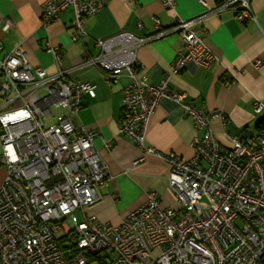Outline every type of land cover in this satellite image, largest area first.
I'll return each instance as SVG.
<instances>
[{
    "label": "built area",
    "instance_id": "built-area-1",
    "mask_svg": "<svg viewBox=\"0 0 264 264\" xmlns=\"http://www.w3.org/2000/svg\"><path fill=\"white\" fill-rule=\"evenodd\" d=\"M162 1L175 12L172 30L183 47L159 82L138 75L137 51L171 29L148 37L123 30L99 38V52L84 60L108 78L129 73L121 129L139 145L162 98L187 99L185 91L169 86L171 74L192 60L210 66L216 59L193 19L177 12L178 0ZM104 6V0H45L42 25L71 7L78 40L86 34L85 16ZM229 7L241 20L254 17L251 0H227L216 11ZM9 26L6 21L3 28ZM82 93L95 95L96 85L69 79L62 69L34 66L21 47L0 60V159L7 167L0 186V264H264V134L236 135L227 146L210 124L218 117L225 125V113L185 103L198 132L191 143L195 154L188 160L161 154L170 165L175 204L164 205L151 191L120 222L102 221L87 209L109 175L95 133L77 128L72 119ZM255 109L264 111V103L258 100Z\"/></svg>",
    "mask_w": 264,
    "mask_h": 264
},
{
    "label": "crops",
    "instance_id": "crops-1",
    "mask_svg": "<svg viewBox=\"0 0 264 264\" xmlns=\"http://www.w3.org/2000/svg\"><path fill=\"white\" fill-rule=\"evenodd\" d=\"M104 1L99 13L85 16L86 34L74 40L75 13L71 7L43 26L45 0H0V60L21 47L34 66L49 72L62 69L69 79L96 85L95 95L82 93V107L72 119L77 128L84 126L95 133L93 142L109 175L97 187L99 199L87 212L102 221L117 223L143 204L151 191L164 205L175 204V191L169 183L170 165L161 154L172 152L184 160L195 154L191 143L198 132L186 115L185 103L225 113V125L218 117L210 124L227 146L233 144V136L247 139L259 134L257 123L264 111L257 112L255 105L258 100L264 103V0H251L254 17L244 20L236 16L234 7L216 11L227 0H207V4L178 0L177 12L193 19L192 26L207 38L216 59L210 66L192 60L183 72L171 74L169 86L185 91L187 99L160 100L148 119L143 145L121 129L125 111L122 92L131 81L129 73L108 78L99 67L84 60L99 52V38L123 30L148 37L171 29L149 39L137 51L138 75L157 83L170 70L183 39L172 30L175 12L162 0ZM6 21L10 26L4 29ZM53 48L61 54L60 59ZM257 60L261 63L256 64ZM2 152L0 144V158ZM6 174L7 167L0 159V186Z\"/></svg>",
    "mask_w": 264,
    "mask_h": 264
},
{
    "label": "trees",
    "instance_id": "trees-1",
    "mask_svg": "<svg viewBox=\"0 0 264 264\" xmlns=\"http://www.w3.org/2000/svg\"><path fill=\"white\" fill-rule=\"evenodd\" d=\"M257 129H258V132L261 133V134H264V116L259 119L258 123H257ZM97 258V257H95ZM106 264H109L108 261H106Z\"/></svg>",
    "mask_w": 264,
    "mask_h": 264
},
{
    "label": "rangeland",
    "instance_id": "rangeland-1",
    "mask_svg": "<svg viewBox=\"0 0 264 264\" xmlns=\"http://www.w3.org/2000/svg\"><path fill=\"white\" fill-rule=\"evenodd\" d=\"M2 149H3V148H2ZM2 153H3V152H2ZM112 256H113V257H115V256H116V253H115V252H113V253H112Z\"/></svg>",
    "mask_w": 264,
    "mask_h": 264
}]
</instances>
